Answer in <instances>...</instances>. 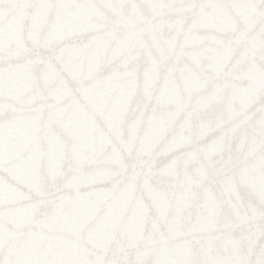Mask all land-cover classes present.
<instances>
[{"label": "snow or ice", "instance_id": "1", "mask_svg": "<svg viewBox=\"0 0 264 264\" xmlns=\"http://www.w3.org/2000/svg\"><path fill=\"white\" fill-rule=\"evenodd\" d=\"M0 264H264V0H0Z\"/></svg>", "mask_w": 264, "mask_h": 264}]
</instances>
